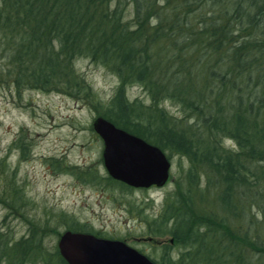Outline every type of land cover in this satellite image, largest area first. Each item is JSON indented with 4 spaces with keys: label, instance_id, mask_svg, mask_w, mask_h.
<instances>
[{
    "label": "trees",
    "instance_id": "16d2710c",
    "mask_svg": "<svg viewBox=\"0 0 264 264\" xmlns=\"http://www.w3.org/2000/svg\"><path fill=\"white\" fill-rule=\"evenodd\" d=\"M78 57L117 76L106 101L75 70ZM132 83L148 104L128 99ZM0 84L59 88L187 159L156 214L141 215L148 234L171 239L157 259L146 254L155 263L264 264V0H0ZM162 99L184 117L158 105ZM15 144L23 148L21 136ZM72 168L63 166L99 184L89 169ZM102 178L132 188L107 173ZM8 184L3 201L10 209L22 192ZM58 216L65 229L102 236ZM28 220L18 238L0 230V264H67L56 245L42 241L48 222Z\"/></svg>",
    "mask_w": 264,
    "mask_h": 264
},
{
    "label": "rangeland",
    "instance_id": "374dc122",
    "mask_svg": "<svg viewBox=\"0 0 264 264\" xmlns=\"http://www.w3.org/2000/svg\"><path fill=\"white\" fill-rule=\"evenodd\" d=\"M157 44L162 47L163 40ZM73 64L97 96L106 101L118 82L117 76L87 57H78ZM125 93L128 99H137L143 105L149 103L139 84L127 85ZM157 104L176 119L184 117L182 108L168 99ZM95 115L86 100L59 88L15 89L0 84V230L18 238L26 234L28 219L37 221L38 226L47 221L50 228L41 231L42 241L51 247L56 245V233L65 229V220L58 216L61 212L102 236L122 239L157 259L162 244L171 239L167 235L148 234L141 215L148 218L156 214L165 193L176 187L187 159L164 151L170 166L161 186L127 189L107 183L102 178L106 171L101 162V139L91 128ZM18 136L24 142L23 148L15 144ZM224 143L232 145L227 139ZM64 165H72L77 171L89 169L99 177V184L76 178L63 169ZM10 182L19 187L24 202L20 199L18 206L9 209L3 199H8ZM253 210L256 212V208ZM176 250L172 248V253Z\"/></svg>",
    "mask_w": 264,
    "mask_h": 264
},
{
    "label": "water",
    "instance_id": "95a60500",
    "mask_svg": "<svg viewBox=\"0 0 264 264\" xmlns=\"http://www.w3.org/2000/svg\"><path fill=\"white\" fill-rule=\"evenodd\" d=\"M91 128L101 139V162L106 173L132 187L161 186L170 162L157 145L95 115ZM67 264H157L122 239L89 231L63 229L56 240Z\"/></svg>",
    "mask_w": 264,
    "mask_h": 264
}]
</instances>
